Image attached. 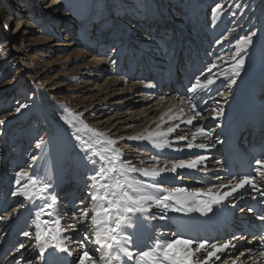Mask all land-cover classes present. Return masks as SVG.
Instances as JSON below:
<instances>
[{
	"label": "bare ground",
	"instance_id": "bare-ground-1",
	"mask_svg": "<svg viewBox=\"0 0 264 264\" xmlns=\"http://www.w3.org/2000/svg\"><path fill=\"white\" fill-rule=\"evenodd\" d=\"M56 3L54 0L53 4ZM195 10L191 13L193 23L200 20ZM218 15L222 13L215 11L214 21L219 23ZM101 17L99 21L106 19ZM156 23V34L165 30L161 20H156ZM220 25L213 24L216 31L212 32V37L206 38L207 44L213 45L211 47H219L220 51L215 50L213 55L214 60L211 61L213 56L210 55L205 63L206 50L200 52V47L192 44L198 48L192 69H197L199 64L200 72L189 79L188 95L184 93L185 87L177 92L174 90L177 84L171 87L164 79L158 78L157 83L166 84L169 91L159 86L156 91L155 83L150 79L143 81L135 75L125 77L122 72L114 70L115 65L112 68L108 66L103 82L93 88L96 92L87 108L82 111L84 104H76V114L67 110L66 103L59 100L55 104L50 94L33 88L36 104L23 121L32 113L38 115L39 122L45 127V137L30 152L22 154V161L27 156L24 160H27L31 171L29 182L24 191H15L10 196V202L15 201L16 208L0 217V229H4L12 219L15 222L21 212L30 213L25 217L29 226L25 236L29 243L20 241L19 253L10 255L6 259L7 264H62L68 248L79 264H166L164 260L172 262L173 258L178 259L177 264H261L262 258L248 253L247 248L234 256L226 252L215 255L217 244L189 243L172 233L173 219L180 212L188 214L205 210V202L211 196L223 195L225 202L236 204L244 196L239 192L241 188L257 197L264 194V162L257 170L263 173V177L256 174L254 182H230L220 170L222 157L217 152L216 142L220 131L239 116L244 105L251 103V98L257 104L264 101V91H259V88L264 89V34L255 41L247 38L239 45L230 46L231 36L217 37ZM224 28L225 24L220 27L221 31ZM204 30L210 33L206 25ZM205 31L198 37L201 43L207 37ZM123 33V40L125 37L131 39L127 32ZM73 40L66 44L68 49L86 42ZM91 41L89 46L98 42L97 39ZM103 41L99 40V44L102 45ZM123 42L120 43V52L128 49L126 40ZM137 42L133 49L129 48L132 51L137 49L136 53L141 52V43ZM161 42L150 40L147 47L159 50ZM94 46L100 50L96 44ZM96 50L90 49V52L95 54ZM77 55L83 57L81 51ZM154 56L163 57L159 52ZM92 57L89 63H79L73 69H85L93 66L99 58L100 61L107 59ZM108 61L105 64H109ZM202 67L206 68L203 73ZM142 70L145 72L144 67ZM64 74H71V69ZM256 78L260 80L255 83ZM221 84H225V90L221 89ZM156 95L160 97L153 101ZM147 103L149 105L145 107ZM137 106L141 115L132 111ZM92 111H95V116L88 118L90 124L83 123L82 117L92 114ZM203 117V124H199ZM205 127H212V130L207 132ZM7 144V139L1 140L2 167L9 161ZM115 144H121L123 153L115 149ZM129 148L148 151L149 156L147 153L142 157L126 154ZM130 164H137L140 168ZM209 165L210 171L206 169ZM168 166L171 170H167ZM177 175L185 176L189 181L177 179ZM68 179L72 180L68 183ZM72 182L74 184L71 185ZM209 183L213 186H208ZM67 184L73 188L71 194L59 195ZM202 185L205 187L200 188ZM164 186L174 187L176 191H167ZM2 189L0 186V193ZM68 190L65 191L68 193ZM0 205L2 211L4 205ZM5 207L7 211V204ZM89 219L94 231L88 240H84L85 223ZM19 222L24 223L22 219ZM59 223H63L66 229L61 230ZM138 242H146L144 248L139 249L141 245H137ZM6 245V241L1 239L0 258ZM93 251L94 259L88 256Z\"/></svg>",
	"mask_w": 264,
	"mask_h": 264
},
{
	"label": "rangeland",
	"instance_id": "rangeland-1",
	"mask_svg": "<svg viewBox=\"0 0 264 264\" xmlns=\"http://www.w3.org/2000/svg\"><path fill=\"white\" fill-rule=\"evenodd\" d=\"M55 1H57L56 4H53L54 0H0V144L1 140L6 141L7 139V146L10 149L9 161L5 167L1 166L4 158L0 154V170L2 172L0 184L10 186L9 189H7L8 186H5V189L2 190L9 197L8 202L11 201L10 196L15 191L26 189L30 179L31 171L27 167V160H24L27 156L22 161V154L26 151L30 152L45 137V127L39 122L38 115L32 113L26 118L28 122L23 121L26 114L36 104L34 87L50 94L55 104L59 100L61 103H66L67 110L72 114L78 113V111H75L76 104L83 103L84 105L81 107L83 111L96 92L93 88L103 82L102 79L107 74L108 66L111 67L110 59L114 57V53L119 54L116 51V46L119 43H124L123 32H127L129 37L136 39L139 41L138 43H144L152 36L157 24L156 20H161L166 27L171 25L170 22H172L173 27V22L182 26L183 20H186L194 9L197 10L195 11L201 20L200 23L206 25L210 33L216 31L212 26L213 24L217 23L219 25L221 23L220 27L223 24L226 25V28L222 31L219 27L220 31L218 30L217 37L224 39L227 38L224 37L225 35L231 36L230 46L233 44L239 45V42L241 43L247 38L251 39L249 41H255L264 34V0ZM215 11L222 13L221 16L218 15L220 18L219 23L214 21ZM101 16L106 17V19L99 21L100 18H103ZM240 29H243L241 33ZM109 34L113 36V40ZM70 38L71 40H69ZM73 38L79 41L83 39L86 43H91V40L96 41L97 39L98 42L94 43L96 46L99 45L100 38L102 40L107 39V41L111 39L112 46H115V44L116 46L111 51L107 50L106 55H102L103 50H100V53V51L91 48L92 46L95 47L94 44L89 47L90 44L87 46L79 43L77 46L68 49L69 46L67 47L66 44L74 41ZM116 39L121 41L117 42ZM131 39L128 40L125 37L126 42L128 40L127 43L129 44L127 48H134L135 46L136 42ZM130 45L131 47H129ZM208 46L212 48L213 45L209 43ZM90 49L96 50L95 54L93 51L90 52ZM214 50L220 51L219 47ZM233 50L231 48V53H233ZM78 51L82 52V58L77 55ZM216 51L208 53L213 56ZM93 55H96L97 58L104 57L103 59H107L100 61L99 58L93 62V66L85 69L82 68L78 71L73 69L79 63H89V60L94 58ZM107 60H109V64H105ZM212 60H214V56ZM68 69H71V74L65 75L64 73ZM122 74L124 75V73ZM216 75L218 76L219 73ZM223 89L225 90V87ZM228 91L226 90V92ZM156 97L153 101L159 99L160 96L156 95ZM147 105L149 103L145 104V107ZM55 109L57 113L56 105ZM132 111L141 115L138 106ZM94 112L92 111V114L90 113L88 116H83L82 122L87 125L90 124L88 118L95 116ZM100 113L104 112L98 114ZM204 118L201 119L199 124H203ZM8 121L10 123L7 126ZM2 131H5V133L2 134ZM209 131L210 129H207V132ZM115 146L117 151L123 153L124 150L121 144H115ZM125 153L141 157L147 153L146 155L149 156L148 151H138L135 148H129ZM67 166L70 167L71 164H67ZM130 166L138 167L137 164H130ZM144 167H147V165ZM169 168L168 166L167 170H171ZM206 169L208 171L212 170L210 165ZM5 170L10 176H5ZM11 172L13 173L11 174ZM176 178H181V175H177ZM180 180L188 182L189 178L182 176ZM258 181L256 180V183ZM67 185L62 190L63 192L70 188L69 184ZM208 186L212 187L213 185L209 183ZM182 187L184 186L182 185ZM204 187V185L200 186V188ZM164 189L170 192L176 191V188L170 186H164ZM180 191L186 192V190ZM14 206L12 205L11 209L16 208V205ZM11 209L7 210V213H10ZM62 224L59 223L60 228L65 230L66 226ZM85 226L87 230H85L82 238L88 240L94 231L90 219L85 223ZM26 235L29 236V234ZM69 250L71 252V249ZM75 251L76 249H74ZM94 253L95 251H93V254L85 255L94 259Z\"/></svg>",
	"mask_w": 264,
	"mask_h": 264
}]
</instances>
